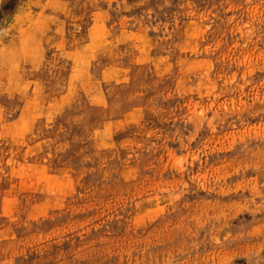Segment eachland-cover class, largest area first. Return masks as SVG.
Segmentation results:
<instances>
[{
	"label": "rangeland",
	"instance_id": "rangeland-1",
	"mask_svg": "<svg viewBox=\"0 0 264 264\" xmlns=\"http://www.w3.org/2000/svg\"><path fill=\"white\" fill-rule=\"evenodd\" d=\"M0 264H264V0H0Z\"/></svg>",
	"mask_w": 264,
	"mask_h": 264
}]
</instances>
